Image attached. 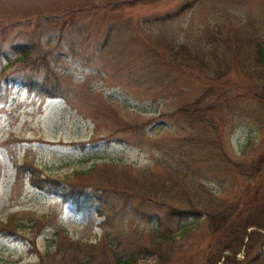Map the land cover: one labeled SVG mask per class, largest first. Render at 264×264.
Segmentation results:
<instances>
[{"label": "rangeland", "instance_id": "rangeland-1", "mask_svg": "<svg viewBox=\"0 0 264 264\" xmlns=\"http://www.w3.org/2000/svg\"><path fill=\"white\" fill-rule=\"evenodd\" d=\"M254 35L264 0H0V264H264Z\"/></svg>", "mask_w": 264, "mask_h": 264}, {"label": "trees", "instance_id": "trees-1", "mask_svg": "<svg viewBox=\"0 0 264 264\" xmlns=\"http://www.w3.org/2000/svg\"><path fill=\"white\" fill-rule=\"evenodd\" d=\"M195 0H192V2H194ZM185 8V7H184ZM184 8H181L179 11L183 10ZM261 38V39H260ZM19 58H24L27 56V54L29 53L28 52V48H25V47H22V49H19ZM180 51H186V48L184 45H176L173 47V50H172V53L173 54H176ZM190 58H196L194 54H191L190 53ZM254 60L260 64H263L264 65V36L262 37V35H259V36H255L254 35ZM30 64L33 65V68L34 69H37L38 65L42 63V61L39 59L34 61V60H31L29 61ZM44 81H46L45 79H43ZM41 84L39 83H35V85L32 87L33 88H38L40 89V86ZM31 86V85H30ZM51 88H47L46 90H44L45 92V95L46 96H49V97H52V96H56L58 94V91H57V88L52 85L50 86ZM177 113L180 112L182 114H185L186 112V108L185 107H180L179 109H177L176 111ZM258 171V170H257ZM33 176L32 179H35L37 180V176L36 175H31ZM43 180V179H42ZM264 202V201H263ZM260 203V205L263 204ZM98 213H100L98 211ZM209 217V220L211 222V225L214 226L216 229L220 228L221 230L222 229H229V226L231 225V222L234 220V218H225L223 217V215H219V216H214V215H210L208 216ZM254 219V221H253ZM248 224H253V225H259V221H257L254 217V211L253 213H249L247 216H246V221H245V225H248ZM223 231V230H222ZM150 233V246L151 247H157L158 245L162 244V242L165 240V234L163 233H159L157 231V229H155V227H152L151 230L149 231ZM252 233L254 235L257 234L258 235V232L254 229L252 231ZM228 234V233H227ZM164 237H163V236ZM230 238V237H228ZM163 239V240H162ZM260 241L262 240V236H259ZM231 242L229 243H225L224 240L221 241V244L219 245V248L217 249V251H215L214 253L217 254L215 259H213L215 262L216 260L218 259L219 257V254L220 252L222 251V249H225V248H228V249H231L232 248V244H230ZM57 246V245H56ZM250 257L247 259H245V261L243 262V264H249L250 263ZM112 260H113V264H135L136 263V260L134 257H131V256H126V257H121L119 255V253L117 251H115V249H112ZM213 261V263H214ZM241 262L234 259L232 255H228L226 257L223 258L222 260V264H240ZM242 264V263H241Z\"/></svg>", "mask_w": 264, "mask_h": 264}]
</instances>
